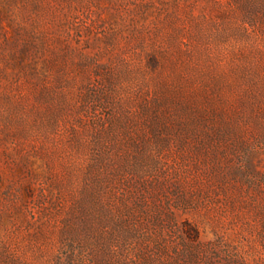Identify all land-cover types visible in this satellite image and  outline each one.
<instances>
[{"label":"rangeland","instance_id":"rangeland-1","mask_svg":"<svg viewBox=\"0 0 264 264\" xmlns=\"http://www.w3.org/2000/svg\"><path fill=\"white\" fill-rule=\"evenodd\" d=\"M0 264H264V0H0Z\"/></svg>","mask_w":264,"mask_h":264}]
</instances>
